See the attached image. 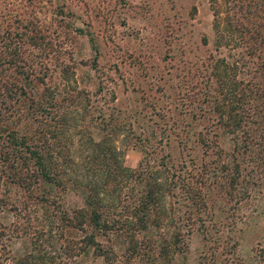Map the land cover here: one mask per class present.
Masks as SVG:
<instances>
[{"label":"rangeland","instance_id":"374dc122","mask_svg":"<svg viewBox=\"0 0 264 264\" xmlns=\"http://www.w3.org/2000/svg\"><path fill=\"white\" fill-rule=\"evenodd\" d=\"M260 31L264 0H0V93L5 79L15 81L53 109H30L39 120L20 116L19 126L28 121L35 131L42 119L60 121L77 143L122 123L111 135L126 165L136 166L150 149L189 169L216 158L219 148L234 151L225 116L212 109L216 101L253 108L263 101ZM216 58L220 77L211 64ZM240 89L249 93L242 96L247 104ZM27 101L19 95L15 106L25 109ZM202 138L217 141L207 153ZM72 149L77 157L87 152ZM43 187L26 196L17 185H0L8 200L0 204V264H18L24 253L34 264H124L122 255L111 261L92 249L76 254L82 232L56 223L59 209L82 205L83 196L54 184L49 190L58 203L35 200ZM205 191L206 226L190 235L182 254L155 264H264V181L237 206L218 186ZM11 200L19 207L10 209Z\"/></svg>","mask_w":264,"mask_h":264},{"label":"trees","instance_id":"16d2710c","mask_svg":"<svg viewBox=\"0 0 264 264\" xmlns=\"http://www.w3.org/2000/svg\"><path fill=\"white\" fill-rule=\"evenodd\" d=\"M257 33L263 40L264 32ZM217 58L211 64L220 77ZM26 78L24 75V82ZM1 85L0 185H17L28 191L26 196H31L32 188L42 182L41 195L32 197L46 203L58 201L56 193L49 190L54 184L81 193L83 204L59 209L56 223V227H75L82 232L75 244L76 254L92 249L95 255L106 260L122 255L124 264H136L138 259H145L147 264L164 259L168 263L185 251L195 230L206 226L205 214L210 212L206 188L214 185L225 190L235 201L233 206H237L251 197V191L264 181V99L255 101L254 108L250 105L230 107L216 101L212 109L220 111L218 118L225 116L223 127L233 133L234 151L219 148L216 158L183 170L184 164L175 165L164 154H151L150 149H144L136 166L126 165L123 152L111 135L122 123H111V131L96 139L92 134L86 138L81 136L77 143L69 136L66 138L64 133L68 126L63 127L60 121L43 122L45 119H42L35 131L28 121L19 126L15 118L20 116L29 117L32 123L39 120L37 115H30V109L40 115L53 109L49 111L43 97H35L34 92L27 91L20 83L5 79ZM256 89L252 95L257 96ZM19 95L22 101L29 100L25 109L15 106ZM243 95L249 93L240 89L238 97L245 103ZM12 97L14 104L8 102ZM49 102L57 104L52 96ZM52 117L55 118L54 114ZM201 142L207 153V147L217 141L202 138ZM76 145L87 152L77 157L72 149ZM5 197L0 196V204H8ZM15 207L19 205L11 200L9 208ZM16 262L35 263L31 253H24Z\"/></svg>","mask_w":264,"mask_h":264}]
</instances>
